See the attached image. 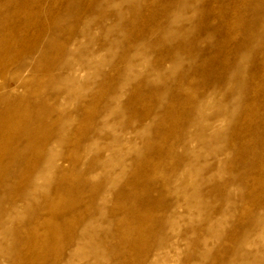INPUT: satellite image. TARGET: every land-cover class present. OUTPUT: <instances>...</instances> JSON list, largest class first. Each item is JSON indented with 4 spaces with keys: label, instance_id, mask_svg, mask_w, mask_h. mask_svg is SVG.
<instances>
[{
    "label": "rangeland",
    "instance_id": "374dc122",
    "mask_svg": "<svg viewBox=\"0 0 264 264\" xmlns=\"http://www.w3.org/2000/svg\"><path fill=\"white\" fill-rule=\"evenodd\" d=\"M9 2L31 67L0 264H264V0Z\"/></svg>",
    "mask_w": 264,
    "mask_h": 264
},
{
    "label": "bare ground",
    "instance_id": "6f19581e",
    "mask_svg": "<svg viewBox=\"0 0 264 264\" xmlns=\"http://www.w3.org/2000/svg\"><path fill=\"white\" fill-rule=\"evenodd\" d=\"M8 3H10L9 0H0V8H5ZM22 12L26 13V4L23 5ZM1 19L3 21L2 16H0V24ZM0 30L2 29L0 28ZM15 54H19V63L17 67H12L8 64L16 59L15 57L17 55ZM28 55L29 53L27 52V49H25L24 38L21 35L14 33V31H9L8 33L6 32V34L0 31V156L14 151L15 140H17L18 137L21 136L26 130L24 127H26L27 124L25 125V123L28 120L27 90L29 87L31 67L30 58ZM18 92L19 94L17 95ZM29 143L31 142H28V145ZM116 156L117 155H115V157ZM124 167L125 166H123L122 169ZM27 196V193L22 195L24 198ZM60 199L61 198L59 196L57 200ZM73 206L74 205H68L61 208V213H63V216L66 212L68 213L72 211ZM7 219V217L0 219V231H3V227ZM118 225H122V223L119 222ZM123 226L119 228V237L122 243L125 242L134 244V242L138 241V239L141 240L142 236L144 235L145 228L140 225L138 221H135L131 228ZM130 231L133 233L131 237H129ZM81 246L76 244L74 246L75 252H79L81 250ZM157 258L158 256L156 255L152 256V262H150V264H155ZM139 264L146 263L141 261Z\"/></svg>",
    "mask_w": 264,
    "mask_h": 264
}]
</instances>
